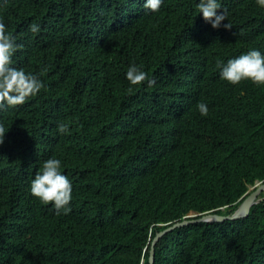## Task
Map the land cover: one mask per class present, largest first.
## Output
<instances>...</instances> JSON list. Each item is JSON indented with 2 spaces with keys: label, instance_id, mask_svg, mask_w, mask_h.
<instances>
[{
  "label": "trees",
  "instance_id": "16d2710c",
  "mask_svg": "<svg viewBox=\"0 0 264 264\" xmlns=\"http://www.w3.org/2000/svg\"><path fill=\"white\" fill-rule=\"evenodd\" d=\"M197 2L153 13L140 0H0L19 45L11 65L43 81L22 105L0 101V264H149L159 231L231 215L264 183V84L234 89L217 66L264 54V8L220 0L231 28H195ZM131 63L155 83L130 85ZM51 156L72 183L67 214L29 192ZM155 253V264H264V201L243 219L178 228Z\"/></svg>",
  "mask_w": 264,
  "mask_h": 264
},
{
  "label": "clouds",
  "instance_id": "9594fccd",
  "mask_svg": "<svg viewBox=\"0 0 264 264\" xmlns=\"http://www.w3.org/2000/svg\"><path fill=\"white\" fill-rule=\"evenodd\" d=\"M168 1L169 0H140L139 8L147 9L148 11L155 13L159 11L162 8L163 3H165L161 10L163 11ZM256 3L261 8H264V0H256ZM195 7L197 8V13L194 17L195 28L199 20H201L202 23H204V21L210 23L213 28L221 27L222 22L226 20L227 12L226 10L222 9L220 0H198V2L195 4ZM218 9H222V11L218 12ZM222 26L225 29L231 28L230 22L223 23ZM5 27V24L0 22V101L3 102V105L7 106L22 105L26 98L38 93V91L43 86V81L40 80L36 74L32 72H26L23 68H17L11 65L12 54L15 49L19 47V45L15 43L14 38L5 30ZM29 31L33 33L39 32L40 25L35 22L31 23L29 25ZM217 66L219 67L220 78L222 80H226L227 82L225 83L234 89L243 91L244 89L237 85V83H241L240 81L245 79L250 80L255 84H264V54H262L259 49H249V51L246 53H243L235 58L228 59L226 63L221 60H217ZM205 68H207V65ZM125 78L130 85H139L144 81L147 82L148 86H152L155 83V80L148 79L147 73L135 63H131L127 66ZM195 107L202 116L207 115L208 106L205 102L199 101ZM57 131L61 134H65L69 131V127L66 123H58ZM4 136L5 134L3 131V126L0 125V144L3 143ZM60 169L61 160L55 156H51L44 160L30 181L29 192L33 197L39 199L42 203H51L52 207L56 209L57 213L62 211L63 213L67 214L71 210L70 201L72 199V183L68 179V176L62 173ZM252 187L253 186L250 188ZM246 196L247 194L245 197ZM207 214L217 213H191L190 215L184 217L183 220L179 222L177 221L174 224L167 226L162 231H159L155 235L154 239L159 233L169 229L177 223L197 219ZM190 225L178 228H183ZM178 228H175L174 230ZM173 231L169 233H172ZM167 234H165L163 237L167 236ZM163 237H161L156 242L154 245V250L157 243ZM154 239L151 241V249ZM141 264H144V259L142 260Z\"/></svg>",
  "mask_w": 264,
  "mask_h": 264
},
{
  "label": "water",
  "instance_id": "95a60500",
  "mask_svg": "<svg viewBox=\"0 0 264 264\" xmlns=\"http://www.w3.org/2000/svg\"><path fill=\"white\" fill-rule=\"evenodd\" d=\"M264 192V183H257L255 186L249 189V192L247 193V196L242 201V203L239 205L238 209L231 215H218V214H207L197 219H192L189 221H184L182 223H177L170 227L169 229L159 233L157 237L154 239L153 246L150 252L149 257V264L155 263V250L154 245L156 242L163 237L165 234L173 231L175 228L194 224V223H224L226 221H235L239 219H243L249 216L251 208L254 205L260 204L264 201V196H261Z\"/></svg>",
  "mask_w": 264,
  "mask_h": 264
},
{
  "label": "bare ground",
  "instance_id": "6f19581e",
  "mask_svg": "<svg viewBox=\"0 0 264 264\" xmlns=\"http://www.w3.org/2000/svg\"><path fill=\"white\" fill-rule=\"evenodd\" d=\"M113 237V236H112ZM104 240V239H103ZM101 244V243H100Z\"/></svg>",
  "mask_w": 264,
  "mask_h": 264
}]
</instances>
